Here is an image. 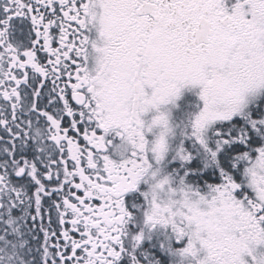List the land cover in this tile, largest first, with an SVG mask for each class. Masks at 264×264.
Here are the masks:
<instances>
[{"label": "snow or ice", "instance_id": "obj_1", "mask_svg": "<svg viewBox=\"0 0 264 264\" xmlns=\"http://www.w3.org/2000/svg\"><path fill=\"white\" fill-rule=\"evenodd\" d=\"M0 264H264V0H0Z\"/></svg>", "mask_w": 264, "mask_h": 264}, {"label": "flooded vegetation", "instance_id": "obj_2", "mask_svg": "<svg viewBox=\"0 0 264 264\" xmlns=\"http://www.w3.org/2000/svg\"><path fill=\"white\" fill-rule=\"evenodd\" d=\"M82 194V193H81ZM45 207H47V203H45ZM45 223H47V217H45ZM39 220L37 221V227L39 226ZM53 227H55V224H53ZM68 227H70V225H68ZM77 237H78V234H77ZM41 240H42V234H41Z\"/></svg>", "mask_w": 264, "mask_h": 264}]
</instances>
